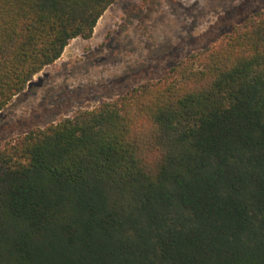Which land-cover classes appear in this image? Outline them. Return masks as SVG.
Masks as SVG:
<instances>
[{
    "label": "trees",
    "instance_id": "16d2710c",
    "mask_svg": "<svg viewBox=\"0 0 264 264\" xmlns=\"http://www.w3.org/2000/svg\"><path fill=\"white\" fill-rule=\"evenodd\" d=\"M114 2L0 0V111ZM0 264H264V10L7 141Z\"/></svg>",
    "mask_w": 264,
    "mask_h": 264
},
{
    "label": "rangeland",
    "instance_id": "374dc122",
    "mask_svg": "<svg viewBox=\"0 0 264 264\" xmlns=\"http://www.w3.org/2000/svg\"><path fill=\"white\" fill-rule=\"evenodd\" d=\"M260 10L264 0H115L91 38L72 39L62 56L0 111V148L35 127L162 77Z\"/></svg>",
    "mask_w": 264,
    "mask_h": 264
}]
</instances>
